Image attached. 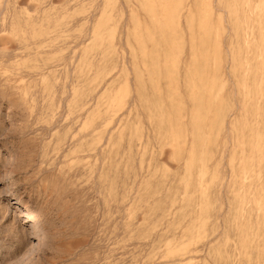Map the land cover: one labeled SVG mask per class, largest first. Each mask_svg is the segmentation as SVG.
Wrapping results in <instances>:
<instances>
[{"label": "rangeland", "instance_id": "374dc122", "mask_svg": "<svg viewBox=\"0 0 264 264\" xmlns=\"http://www.w3.org/2000/svg\"><path fill=\"white\" fill-rule=\"evenodd\" d=\"M0 264H264V0H0Z\"/></svg>", "mask_w": 264, "mask_h": 264}, {"label": "bare ground", "instance_id": "6f19581e", "mask_svg": "<svg viewBox=\"0 0 264 264\" xmlns=\"http://www.w3.org/2000/svg\"><path fill=\"white\" fill-rule=\"evenodd\" d=\"M179 7H180V5H177V6H176V9L179 8ZM169 10H170V9H169ZM251 11H252V10H251ZM170 20H171V16H170V18H169V21H170Z\"/></svg>", "mask_w": 264, "mask_h": 264}]
</instances>
